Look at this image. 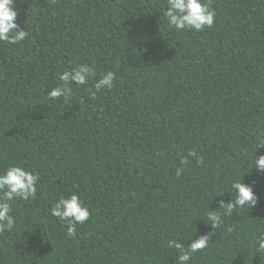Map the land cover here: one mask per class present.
I'll use <instances>...</instances> for the list:
<instances>
[{
    "label": "trees",
    "instance_id": "1",
    "mask_svg": "<svg viewBox=\"0 0 264 264\" xmlns=\"http://www.w3.org/2000/svg\"><path fill=\"white\" fill-rule=\"evenodd\" d=\"M210 5L212 28L178 32L166 0H16L29 35L0 42V171L40 180L35 199L10 202L0 264H175L167 241L211 233L207 211L242 178L257 205L224 217L190 264H264V174L249 164L264 155V0ZM81 64L88 83L50 100ZM108 71L114 87L96 91ZM189 151L204 165L188 157L177 177ZM73 194L90 218L69 237L50 210Z\"/></svg>",
    "mask_w": 264,
    "mask_h": 264
},
{
    "label": "clouds",
    "instance_id": "2",
    "mask_svg": "<svg viewBox=\"0 0 264 264\" xmlns=\"http://www.w3.org/2000/svg\"><path fill=\"white\" fill-rule=\"evenodd\" d=\"M15 3L16 0H0V42H6L10 45L24 41L29 35L27 30H22L16 23L18 12ZM166 4L164 15L168 27L171 29L178 32L184 30L202 32L214 25L216 13L211 8L210 0H166ZM93 74V70L84 64L71 71H63L59 74V80L62 84L52 88L48 92V98L50 100L63 98L67 102L73 95L71 85L84 86ZM115 79V73L108 71L95 82L94 88L96 91L111 90L114 87ZM262 147H264V139L261 140L260 148ZM255 153L250 158V167L252 170L255 169L264 174V155L256 157ZM188 157H195L198 165H204L203 157L197 156L195 151H189L187 156L181 158V167L177 168L175 173L177 177L183 175L185 166L190 163ZM39 180L38 173L21 166L13 165L0 171V234L11 232L16 226V219L11 215L12 206L10 202L16 199L24 201L35 199ZM230 188L231 191L226 194L231 195L232 199L227 203L223 199L219 200L218 208L214 211L208 210L206 213L204 223L213 229L211 233L191 239L190 245L187 246L185 243H181L179 239L167 241V247L177 252L175 264H190L195 253L207 249L210 239L215 235V230L224 223V217H230L234 212L238 215L242 210L247 209L249 211L257 205L258 197L255 195L253 187L243 183V178L242 180L234 179ZM50 211L52 216L66 224L69 237L76 234L78 224L83 225L90 218L88 208L75 194L59 199ZM255 250L258 254H264V232H261L256 239Z\"/></svg>",
    "mask_w": 264,
    "mask_h": 264
}]
</instances>
